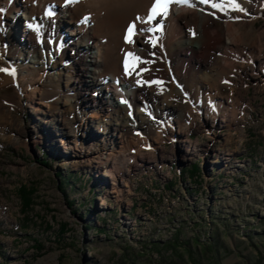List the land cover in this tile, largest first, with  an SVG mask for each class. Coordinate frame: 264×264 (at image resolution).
Listing matches in <instances>:
<instances>
[{
    "label": "rangeland",
    "instance_id": "rangeland-1",
    "mask_svg": "<svg viewBox=\"0 0 264 264\" xmlns=\"http://www.w3.org/2000/svg\"><path fill=\"white\" fill-rule=\"evenodd\" d=\"M239 23L253 51L236 56L229 80L218 83L216 99L224 104L219 112L203 95L181 90L182 67L168 59L155 88L143 81L147 95L131 111L152 120L131 128L129 143L114 148L115 154H135L124 176L129 190L117 194L110 193L108 167L91 163L92 151L75 153L73 141L63 137L60 144L58 136L52 147L45 134L39 138L28 127L27 69L4 60L3 35L0 69L8 71H0V264H264V10ZM61 50L66 58L60 63L70 69L76 51ZM83 85L77 89L90 96ZM73 86L64 91L72 94ZM39 88V98L50 105L61 94L58 86ZM155 90L162 91L159 100L150 98ZM91 103H79L89 115L98 109ZM157 103L173 114L155 116L151 107ZM57 125L63 127V120ZM77 137L83 144L75 148L86 150L84 136ZM107 141L95 144L112 150ZM22 188L32 198L25 211Z\"/></svg>",
    "mask_w": 264,
    "mask_h": 264
},
{
    "label": "bare ground",
    "instance_id": "bare-ground-1",
    "mask_svg": "<svg viewBox=\"0 0 264 264\" xmlns=\"http://www.w3.org/2000/svg\"><path fill=\"white\" fill-rule=\"evenodd\" d=\"M214 2L222 6L214 8L211 3L205 4L201 0L172 3L166 16H157L155 20L147 22L153 0H0V8L4 9L0 12V40L5 36L8 44L5 50L7 56L3 59H10L11 66L16 63L19 71L27 69L24 77L30 82L29 90H24V95L27 94L29 98V105L26 106L30 113L28 127L39 138L45 134L43 141L52 147H55V136H58L61 138L60 144H65L63 137L66 142L73 141L71 145L75 153L83 151L84 155L89 156L92 151L95 160L92 159L91 163L108 167L110 193L129 190L124 176L131 169L135 154L124 156L122 150L117 154L113 151L116 146L122 148V143H129L127 135L131 128L143 127L152 120L145 112L131 111L133 104L147 95L141 88L143 81H159L165 74L161 64L168 59L174 67H182V73L179 68L177 74L182 78L181 90L185 92L188 89L203 95V100L212 102L216 112H219L224 104L216 99L218 83L229 80L226 74L236 68L233 64L236 56L244 55L251 49L244 43L239 20L263 11L264 0H260V3L238 0L243 11L228 6L224 0ZM20 11L24 12L20 14ZM87 13L92 14L90 19L85 15ZM137 17L141 19L137 20ZM219 20L221 23L217 22ZM133 22L136 24V34L132 37L134 42L127 43L124 39L127 26ZM145 28H152L153 31H140ZM151 33H156L158 37L153 38ZM260 35H255L254 46L260 40ZM44 42L56 55L52 53L49 56ZM25 44L29 48L27 54ZM63 48L76 51L70 69L67 68L69 65L60 63L61 59L66 58L61 50ZM58 49L61 50L60 54L57 53ZM128 53H134L147 63L132 67L134 62L127 56ZM126 58L130 62L129 72L125 71ZM202 67L206 73H200ZM138 80L140 83H137ZM45 84L61 89L53 105L39 98V86ZM83 84L90 88L88 97L86 92L82 94L83 88L77 89V85ZM157 84L151 83L154 88ZM70 86H73L72 94L64 91L70 90ZM76 89L79 91L76 92ZM151 91L150 98L159 100L163 90ZM87 100L96 103H91V106L98 108L92 110L90 115L86 114L89 111L86 110L87 106L85 108V105L82 107L79 104ZM78 106L80 110L77 111ZM151 108L160 118L173 114V109L165 110L168 107L164 103L154 104ZM70 114L73 115L72 119L69 118ZM57 115L62 118L57 120ZM60 120H63V127L57 125ZM74 123L79 126L76 128ZM92 123L96 125L94 133L90 131ZM79 135L84 136L86 150L75 148L83 144L77 140ZM106 139H109L107 144L112 150H107L106 145L104 148L98 146ZM97 140L99 143L95 144ZM66 149L71 151L69 146Z\"/></svg>",
    "mask_w": 264,
    "mask_h": 264
},
{
    "label": "snow or ice",
    "instance_id": "snow-or-ice-1",
    "mask_svg": "<svg viewBox=\"0 0 264 264\" xmlns=\"http://www.w3.org/2000/svg\"><path fill=\"white\" fill-rule=\"evenodd\" d=\"M188 0H153V3L149 9L148 12V17H147V22H151L153 20L156 19L157 16H166L168 14V10H169V6L172 3H187ZM202 3L208 4L211 3V6L214 8H219L222 5L220 3H216L214 2V0H201ZM224 2L230 6L233 7L235 10H240L243 11L244 9L241 7V5L239 4L238 0H224ZM4 9L0 8V12H3ZM49 15H52L51 12L48 13ZM140 17H137V20H140ZM29 27H33V25H29ZM135 29H136V24L135 22L129 24L127 26V30H126V34H125V42L127 43H133V39L132 37L136 34L135 33ZM140 31H153L152 28H145V29H141ZM128 57L132 58V61L134 63L131 64L132 67L137 66L139 63H147V61L142 60L140 57L135 56L134 53H128L127 54ZM129 68H130V62L129 60L126 58L125 59V71L129 72ZM146 69H142V71H144ZM0 71H8L7 69H0ZM137 83H140V81L138 80ZM145 83H159V81H145Z\"/></svg>",
    "mask_w": 264,
    "mask_h": 264
},
{
    "label": "trees",
    "instance_id": "trees-1",
    "mask_svg": "<svg viewBox=\"0 0 264 264\" xmlns=\"http://www.w3.org/2000/svg\"><path fill=\"white\" fill-rule=\"evenodd\" d=\"M197 170V166L193 165L192 169L189 171L190 173L194 174V172ZM23 189V188H22ZM19 189V196L22 203V211H25L32 203V198L29 193H27L24 189ZM215 242L212 243L211 247L214 249Z\"/></svg>",
    "mask_w": 264,
    "mask_h": 264
}]
</instances>
